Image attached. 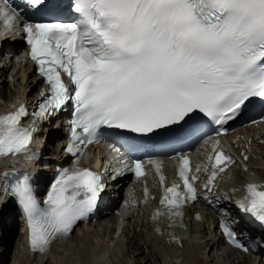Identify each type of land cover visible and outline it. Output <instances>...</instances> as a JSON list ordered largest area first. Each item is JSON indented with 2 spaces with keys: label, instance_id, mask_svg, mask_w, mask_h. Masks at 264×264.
Listing matches in <instances>:
<instances>
[{
  "label": "snow or ice",
  "instance_id": "obj_1",
  "mask_svg": "<svg viewBox=\"0 0 264 264\" xmlns=\"http://www.w3.org/2000/svg\"><path fill=\"white\" fill-rule=\"evenodd\" d=\"M45 2L26 0L34 10ZM7 3L0 0V5ZM73 10L76 18L71 23L25 19L21 24L19 10L13 8L10 14L0 7V22L6 28L23 29L30 58L46 85L34 115L44 119L66 102L73 105L66 149L73 157L83 154L80 145L99 142L104 127L147 137L202 113L223 129L242 115L251 98L264 100V0H73ZM63 75L70 79L71 89ZM26 115L22 105L0 116V158H31L29 145L36 129L21 125ZM262 122L264 114L250 120ZM218 146L219 141L213 148L215 157H209L213 171L203 185L208 192L217 169L226 170L220 165L234 162L222 149L216 151ZM111 147L120 152L115 144ZM172 158L178 161L182 185L166 186L154 159H133L121 171L141 177L147 174L145 163L153 166L162 188L160 207L152 215L154 230L165 234L159 225L166 222V234L176 242L172 230L182 226L185 203L198 196L193 183L197 177L188 175L187 155ZM262 188L245 185L246 196L237 206L264 226ZM104 189L100 175L83 168L79 158L71 168L58 170L44 207L27 179L16 185L12 193L27 220L30 252L46 255L54 242L67 239L77 222L95 210ZM145 197L146 203L147 187ZM204 199L212 203L210 196ZM220 227L230 244L250 251L226 224Z\"/></svg>",
  "mask_w": 264,
  "mask_h": 264
},
{
  "label": "bare ground",
  "instance_id": "obj_2",
  "mask_svg": "<svg viewBox=\"0 0 264 264\" xmlns=\"http://www.w3.org/2000/svg\"><path fill=\"white\" fill-rule=\"evenodd\" d=\"M10 63H12V59ZM12 66H13L12 74L15 73L14 77L15 76L17 77L15 78L14 82L18 90L15 91V93L13 92L14 95L9 98L10 99L9 102L11 104H14L17 98H19L17 100H23V99L33 100L37 97H40L39 93L36 92L38 86L35 83L36 80L34 75L30 71V65L21 63L19 59H16L13 61V64H11L9 67ZM7 67L8 66H5L4 64L1 67L0 72L4 74L5 71L7 70ZM17 68L19 69L17 70ZM28 89L30 92L26 93ZM19 91H22V94L19 93ZM4 92L5 89L2 88L1 86L0 97L1 95L4 94ZM6 106H8V103L5 105V107ZM0 108L1 109L4 108L1 100H0ZM56 131L51 130L49 131V136L48 135L46 136L47 141H46V145L43 148V155L44 152L46 153L45 163H43L42 161L39 165L35 164L34 166L35 168H38L35 172L33 171L34 177L42 183H46L49 180V178L51 177L50 174L54 170L56 165L55 160H57L60 156L59 144L55 148V150L51 149L50 146H48V140H50L51 142L58 135L60 139L62 138L64 134L62 130L59 128ZM247 131L251 133V136L253 138L257 135L254 128H249L247 129ZM44 137L45 136H43V138ZM56 138L59 139L58 137ZM37 142L38 144L39 142L40 143L42 142L40 135L37 138ZM59 142H62V140ZM253 148L256 149L257 159H252L254 164L252 166L255 168L264 166V145L255 144ZM51 152H55V153L53 155H49ZM23 162L24 160L22 156H8V157L0 158V208L7 207L10 205V202L9 200L7 201V196L5 195V192L3 190L5 183L4 178L7 176V174L6 173L2 174V173L4 171L5 172L12 171L13 169L18 167L19 163L21 164ZM237 205L238 203L235 205L236 219L239 220V223L237 224V228L244 230L243 221H246V223L250 224L249 226H251L253 222V218L249 214L241 211ZM8 208H9L8 213H11L12 208L10 206ZM211 208L215 212L221 215L224 214L223 210H221L216 205L212 204ZM4 212H6V209H4L3 212L0 213V230L4 231V235H6V233L14 234V231H16L18 227V222L12 221L10 214H6ZM118 218L119 217L116 216L109 208L102 210L101 219L95 223V227L92 231L89 230L92 227V225L90 227H86V226L80 227L78 231L79 232L81 231L82 234H84L82 238L79 237L78 231L76 232L77 234H74L75 231L72 232L71 238L67 242L59 245L55 249H52L51 259L46 260L44 257L35 256V258L38 259V262L35 263L36 264H75L74 263L75 258H79L80 261L83 259L84 264H93L92 261L94 255H99L102 252L105 253L112 248L111 243L114 242L116 244V241L114 240L113 236L116 230L115 225ZM4 222H9V225L5 226ZM191 227L192 226L189 224L190 230L187 232L192 235ZM2 232H0V234ZM21 232H22V235L20 237L21 251L20 254L17 256L16 264H31L30 257L32 256L29 257L27 251L25 250L26 239H25V235L23 234V231ZM194 234L197 237V240H195L194 237H190L188 239L179 236L176 237V239L183 246V249H180V255L172 256L168 254L167 257L170 256L171 258L167 259L166 264H179V262H181L182 264H237L238 259L235 258L233 253L227 252L226 254L223 255L219 254L218 250H220L221 252L222 251L226 252V249L221 248L224 245V243L222 242L223 239L215 230H213L210 227H206L204 225H198L196 226ZM145 239L146 238L143 237V241ZM2 250H3L2 241L0 240V254L2 253ZM145 250H146V246L145 244H143L142 247L138 249V253H139L138 257L140 258L145 257L146 255ZM186 250H189L190 256H192V260L190 259L189 255H185ZM259 255L260 256L264 255V249H260ZM169 260L172 261L170 262ZM140 262L143 263V259H141Z\"/></svg>",
  "mask_w": 264,
  "mask_h": 264
},
{
  "label": "rangeland",
  "instance_id": "obj_3",
  "mask_svg": "<svg viewBox=\"0 0 264 264\" xmlns=\"http://www.w3.org/2000/svg\"><path fill=\"white\" fill-rule=\"evenodd\" d=\"M14 60L15 59H12V63H10V61H11L10 58L3 57V63L5 64V66H8V67H7V70L5 71L4 74H2L0 72V90H1V86H2V88L5 89L4 94L1 95V97H0V100L2 103H9V100H10L9 98L14 95L15 91L18 90V88L16 87L15 82H14L15 78H17V77L16 76L14 77L15 73L12 74L13 66L9 67L11 64H13ZM18 69L19 68H17V70ZM17 70H16V72H17ZM36 91H37V89H36ZM29 92L30 91L28 89L26 93H29ZM19 93L22 94V91H19ZM48 146H50L51 149L55 150V148L58 146V143L56 141V137L51 142H50V140H48ZM54 153L55 152H51L49 155H53ZM45 155H46V153H45ZM3 210H4V207L0 208V213L3 212ZM11 220L15 222L16 221L15 216H12ZM4 225L5 226L9 225V222H4ZM94 227H95V224H92V227L89 230L92 231L94 229ZM206 227H207V225H206ZM2 231L3 230H0V232H2ZM76 232L74 234H77ZM21 235H22V232H21V229L19 227H17L16 231H14V234L6 233V235H4V231L0 234V240L2 241V248H3L2 253L0 254V264H16L17 263V256L20 254V251H21V244H20ZM78 235L80 238H82L84 234H82L81 231L80 232L78 231ZM111 246H112V243H111ZM79 261H80L79 258H75L74 263L75 264H78V263L84 264L83 259L81 260L82 263H81V261L80 262ZM35 262L37 263L38 260H35V259L30 260L31 264H36Z\"/></svg>",
  "mask_w": 264,
  "mask_h": 264
}]
</instances>
